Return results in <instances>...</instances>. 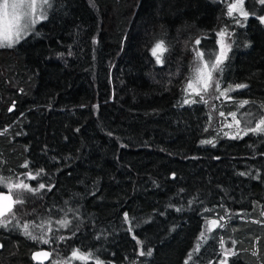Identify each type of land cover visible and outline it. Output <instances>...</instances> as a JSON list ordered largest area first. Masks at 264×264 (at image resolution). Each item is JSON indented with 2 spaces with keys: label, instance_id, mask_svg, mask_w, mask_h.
Here are the masks:
<instances>
[{
  "label": "trees",
  "instance_id": "16d2710c",
  "mask_svg": "<svg viewBox=\"0 0 264 264\" xmlns=\"http://www.w3.org/2000/svg\"><path fill=\"white\" fill-rule=\"evenodd\" d=\"M231 2L53 0L29 35L0 48V177L52 186L14 211L72 220L49 245L0 228V264H32L33 251L54 248L47 264L74 250L87 259L71 264H94L89 253L112 264H220L225 249L237 253L227 264H264V136L222 135L217 112H236L241 129L244 112L254 114L248 126L264 113V4L245 0L244 19L228 16ZM218 37L231 44L222 90L248 87L184 104L192 50L218 53ZM160 40L163 64L151 53ZM220 217L210 231L206 220Z\"/></svg>",
  "mask_w": 264,
  "mask_h": 264
},
{
  "label": "snow or ice",
  "instance_id": "6c2138e0",
  "mask_svg": "<svg viewBox=\"0 0 264 264\" xmlns=\"http://www.w3.org/2000/svg\"><path fill=\"white\" fill-rule=\"evenodd\" d=\"M261 4H264V0H259ZM244 3L245 0H236L235 3H231L228 5V16L232 17L234 13L239 12V15L242 16L244 19H247L249 13L244 10ZM53 6V0H41L39 4H37V0H0V15L3 16H10L12 18V25L0 31V48H12L15 44L19 43L25 35L32 29L33 25L38 22L39 19H45L48 16L49 10ZM37 8L40 9L39 17L33 18L34 14L37 11ZM23 18V23H21V19ZM259 20L262 24H264V15L259 17ZM236 23H241L239 18L236 19ZM217 35L221 38L225 37V35H230L227 33L226 29H222L217 32ZM220 49L219 52L216 53L214 51L208 50H200L199 48H194L193 51V59L191 61V73L188 77H186V87L183 89L185 92L191 91L192 94L199 97V101L193 99L188 100L184 99V104H194L198 102H202L203 104H208V99L206 98L212 92H218L219 96H227L231 92L236 91L238 89L247 88V84H236L235 86L229 84L227 87H224L222 90V76L224 72V61L228 59V51L231 50V44H225L223 39L219 41ZM196 45L201 44L200 39L195 40ZM169 49L166 46L163 40H160L155 43V45L151 49L152 55L156 59L157 64H163V56L164 53L167 52ZM256 104V101H249V100H242L237 102V106L239 108H244L249 104ZM259 107L264 109V102H261ZM221 116H224V112H220ZM229 115L232 116L233 120L235 121L236 125L239 126L241 124V120L237 118L236 112H231ZM244 122L246 125L245 129H241L244 131L245 135H256V136H264V113H261L258 122H256L252 126H248L252 124V118L254 114L251 111H247L243 113ZM209 119L211 120V116L209 115ZM227 127L231 128L233 125L228 123ZM207 131V129H205ZM228 135V133H225ZM230 139H239L240 133L239 131L229 137ZM202 144L213 143L211 140H203L201 141ZM27 167V165H24ZM43 173V169L37 173V176ZM251 175V173H244L241 172L240 175ZM29 175L30 179H36V176ZM0 186H6L8 191L7 194L3 191H0V228L8 229L10 226L13 229L21 231V233L28 239L33 240L37 244H55L57 241H64V236H57L56 232L59 231L61 228H67L71 225L72 220L68 218L67 215L63 217L57 218L55 221L52 220L51 217L42 218L39 222L35 220H27L25 219L29 212L25 211L23 207L19 210L14 211V207L16 205L24 206L30 203L33 197H38L42 199L43 197L39 194L41 190L51 191L52 186H46L44 183H39L37 186L33 187L30 186L28 183L24 181H13L7 177H0ZM181 209H177L180 211ZM32 211H35L33 208ZM75 213L78 210L70 209ZM209 211V210H205ZM264 215V213H262ZM223 217H220L219 220L212 219L210 221L206 220V223L209 224L211 227L209 230L211 231L212 227H220V220H223ZM124 220L125 222L131 224V220L129 219L128 213H124ZM56 225V228H53V225ZM138 226V225H137ZM129 232L133 231L132 227L128 228ZM51 233V235H49ZM133 239H136L133 236ZM200 239L205 240L206 236L205 233L202 231L200 233ZM137 243H142L141 241L137 240ZM235 241H233V244ZM220 245L223 248L224 241L220 239ZM3 245L0 244V248ZM200 244L197 243L195 246L194 251H199ZM231 253V255H237L236 252L232 251L231 249H225V259L220 261V264H227V254ZM140 256H151L152 250L149 248L146 251L141 250L139 252ZM59 257V253L54 248L51 251H40L33 253L34 260H40L41 258L47 259L49 257ZM89 257L94 260V264H112L111 261H104L101 260L100 257L95 253H89ZM189 260L192 258V254L189 253ZM73 259H80L85 260L87 259L85 256L79 253V250H74L72 252ZM52 264H67V260L64 258H53ZM185 264H188V260L185 261Z\"/></svg>",
  "mask_w": 264,
  "mask_h": 264
},
{
  "label": "rangeland",
  "instance_id": "374dc122",
  "mask_svg": "<svg viewBox=\"0 0 264 264\" xmlns=\"http://www.w3.org/2000/svg\"><path fill=\"white\" fill-rule=\"evenodd\" d=\"M26 2H27V0H26ZM40 2H41V0H37V4H39ZM235 2H236V0H233V2H231V3H235ZM227 9H228V8H227ZM227 11H228V10H227ZM39 12H40V9L37 8V11H36V13L34 14V17H33V18H38V17H39ZM227 13H228V12H227ZM233 15H235V16H237V17H242V16L239 15V12L234 13ZM41 20H42V19H39V18H38V22H37L35 25H37L39 22H41ZM259 21H260V20H259ZM20 22H21V23L24 22V21H23V18L21 19ZM12 23H13V21H12V18H11L10 16H3V15H0V31H3V30H5V29L9 28V27L12 25ZM260 23H261V22H260ZM35 25H33V27H34ZM261 25H262V27L264 28V24L261 23ZM33 27H32V29H33ZM32 29L27 33V35H29V34L31 33ZM27 35H25L24 38H25ZM219 41H220V39H219V37H218V39H217L218 49H220V43H219ZM15 45H16V44H15ZM185 96H186V99L191 100V99L193 98V96H195V95L192 94L191 91H189V92H185ZM217 112H218V116H219V120H218V124H219V125H218V130L221 132L222 135H225V133H228L229 136H233V135H235L238 131H239V133L242 132L240 129L243 128V126H241V125L237 126L236 123H235V121L233 120L232 116L229 115V113H228V114L225 113L224 116H221V115H220V112H221V111L218 110ZM241 112H244V111L241 110ZM244 113H245V112H244ZM241 114H242V113H241ZM241 116H242L241 119L243 120V119H244L243 114H242ZM257 122H258V121H257ZM228 123H231V124L233 125V127H231V128L227 127L226 125H227ZM54 227H57V226L54 224ZM65 259L67 260V264H71V261H73V260H78L80 263H82V262L85 263V261H86V259H85V260H80V259H73L72 257H71V258H65Z\"/></svg>",
  "mask_w": 264,
  "mask_h": 264
},
{
  "label": "water",
  "instance_id": "95a60500",
  "mask_svg": "<svg viewBox=\"0 0 264 264\" xmlns=\"http://www.w3.org/2000/svg\"><path fill=\"white\" fill-rule=\"evenodd\" d=\"M7 194V192H5ZM40 251H49V250H46V249H38V250H35L31 253L30 255V261L32 264H47L49 261H50V257L47 258V259H44V258H41L40 260H34L32 257H33V253H36V252H40Z\"/></svg>",
  "mask_w": 264,
  "mask_h": 264
}]
</instances>
